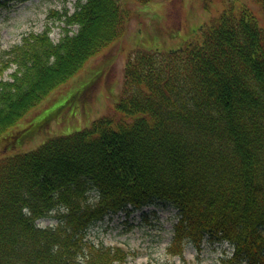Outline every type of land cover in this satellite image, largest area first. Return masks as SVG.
I'll use <instances>...</instances> for the list:
<instances>
[{
  "label": "trees",
  "instance_id": "1",
  "mask_svg": "<svg viewBox=\"0 0 264 264\" xmlns=\"http://www.w3.org/2000/svg\"><path fill=\"white\" fill-rule=\"evenodd\" d=\"M50 15L63 25L58 42L47 26L0 47V140L130 19L120 0H79L73 13ZM116 110L0 159V264H122L127 250L96 245L87 230L159 201L178 209L167 252L182 264L186 246L201 251L206 238L233 245L224 264H264V28L255 14H223L201 45L137 51ZM54 211L59 223L38 227Z\"/></svg>",
  "mask_w": 264,
  "mask_h": 264
},
{
  "label": "rangeland",
  "instance_id": "2",
  "mask_svg": "<svg viewBox=\"0 0 264 264\" xmlns=\"http://www.w3.org/2000/svg\"><path fill=\"white\" fill-rule=\"evenodd\" d=\"M121 1L133 11L126 36L101 57L92 59L74 78L19 120L9 131L16 137L7 143L15 145V149L0 141L1 150L8 147L7 151L0 152V159L30 152L50 138L70 135L89 127L97 118L114 115L123 88L125 61L134 49L169 51L189 41L202 42L201 26L210 24L224 10H237L250 3L251 8L258 6L253 0H158L148 4ZM76 2L0 0V46L9 48L20 42L26 33L43 31L47 24L52 27V39L59 41L62 36L60 22L49 21V13L52 9L73 12ZM260 16L263 18L262 14ZM260 25L264 27L262 20ZM109 60L113 61L109 63ZM11 72H6V78ZM50 115L53 119L42 125L37 134L34 132L36 136L29 137L39 122ZM176 220L177 210L159 202L139 211L107 216L89 228L87 238L95 244L120 245L133 252L124 264H165L173 260L178 264V258H170L166 253ZM57 222L49 218L42 220L40 225L48 227ZM230 250L225 242L206 241L201 252L188 246L185 257L190 264H223L222 259Z\"/></svg>",
  "mask_w": 264,
  "mask_h": 264
}]
</instances>
